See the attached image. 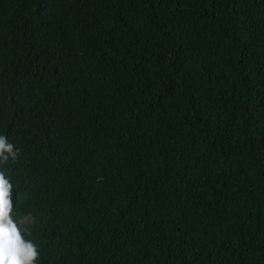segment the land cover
<instances>
[{"label": "trees", "instance_id": "obj_1", "mask_svg": "<svg viewBox=\"0 0 264 264\" xmlns=\"http://www.w3.org/2000/svg\"><path fill=\"white\" fill-rule=\"evenodd\" d=\"M0 135L35 264H264V0H0Z\"/></svg>", "mask_w": 264, "mask_h": 264}, {"label": "clouds", "instance_id": "obj_2", "mask_svg": "<svg viewBox=\"0 0 264 264\" xmlns=\"http://www.w3.org/2000/svg\"><path fill=\"white\" fill-rule=\"evenodd\" d=\"M19 149L0 135V165L15 161ZM13 185L5 171L0 170V264H35L39 257L37 246L22 234L13 218Z\"/></svg>", "mask_w": 264, "mask_h": 264}, {"label": "rangeland", "instance_id": "obj_3", "mask_svg": "<svg viewBox=\"0 0 264 264\" xmlns=\"http://www.w3.org/2000/svg\"><path fill=\"white\" fill-rule=\"evenodd\" d=\"M20 222H22V220H21V219H20V220H18V222H17V223H18V224H20Z\"/></svg>", "mask_w": 264, "mask_h": 264}]
</instances>
